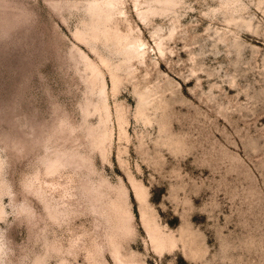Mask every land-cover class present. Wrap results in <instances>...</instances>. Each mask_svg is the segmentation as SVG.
Instances as JSON below:
<instances>
[{
    "label": "rangeland",
    "instance_id": "1",
    "mask_svg": "<svg viewBox=\"0 0 264 264\" xmlns=\"http://www.w3.org/2000/svg\"><path fill=\"white\" fill-rule=\"evenodd\" d=\"M106 2L0 0V264H264V0Z\"/></svg>",
    "mask_w": 264,
    "mask_h": 264
},
{
    "label": "bare ground",
    "instance_id": "2",
    "mask_svg": "<svg viewBox=\"0 0 264 264\" xmlns=\"http://www.w3.org/2000/svg\"><path fill=\"white\" fill-rule=\"evenodd\" d=\"M113 1L114 0H107V2H106V4H107V6L108 7H110V8H113ZM118 2V1H117ZM119 3V2H118ZM115 6V5H114ZM116 8V7H115ZM91 13H92V15H94V16H100L101 15V13H103V10H102V8L98 5V6H94V7H92L91 8ZM135 45V44H134ZM133 46V45H132ZM140 54V53H139Z\"/></svg>",
    "mask_w": 264,
    "mask_h": 264
}]
</instances>
